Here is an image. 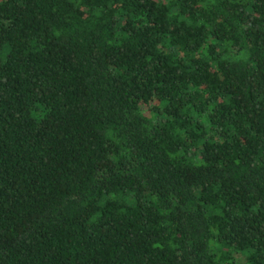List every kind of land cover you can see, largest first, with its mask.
<instances>
[{"label":"trees","instance_id":"16d2710c","mask_svg":"<svg viewBox=\"0 0 264 264\" xmlns=\"http://www.w3.org/2000/svg\"><path fill=\"white\" fill-rule=\"evenodd\" d=\"M0 264H264V0H0Z\"/></svg>","mask_w":264,"mask_h":264}]
</instances>
